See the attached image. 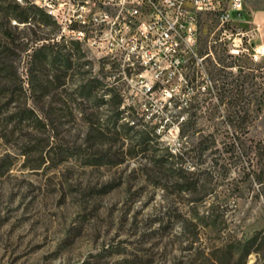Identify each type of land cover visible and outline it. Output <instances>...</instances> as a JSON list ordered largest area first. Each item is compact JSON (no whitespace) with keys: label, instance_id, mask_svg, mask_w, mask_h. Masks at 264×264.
Segmentation results:
<instances>
[{"label":"rangeland","instance_id":"rangeland-1","mask_svg":"<svg viewBox=\"0 0 264 264\" xmlns=\"http://www.w3.org/2000/svg\"><path fill=\"white\" fill-rule=\"evenodd\" d=\"M14 3L0 0V264H218L200 260V248L264 229V52L255 56L264 51V0H244L232 22L245 33L237 56L219 40L218 21L204 17L199 52L211 54L203 72L190 71L193 91L124 93L121 121L143 119L161 147L195 146L185 159L196 172L194 195L158 186L173 183L156 164L164 149L130 151L109 106L97 107L131 78L115 69L118 61L65 41L54 19H10ZM64 41V49L42 48ZM189 119L191 139L178 126ZM210 135L215 143L201 155L199 141ZM196 232L201 241L192 246ZM256 260L253 253L248 264Z\"/></svg>","mask_w":264,"mask_h":264},{"label":"built area","instance_id":"built-area-1","mask_svg":"<svg viewBox=\"0 0 264 264\" xmlns=\"http://www.w3.org/2000/svg\"><path fill=\"white\" fill-rule=\"evenodd\" d=\"M26 1L55 9L61 36L79 42L91 58L118 61L115 69L131 76L121 89L123 105L130 104L124 94L127 89L170 96L194 90L190 71L201 68L203 72L204 60L211 54L199 52L205 16L218 21L219 40L229 42L230 54L237 56L245 49V33L231 29L232 22L242 18L244 0ZM261 24L264 22L258 26ZM263 52L259 48L255 56ZM188 102L186 99L185 104ZM147 117L151 119L152 113Z\"/></svg>","mask_w":264,"mask_h":264},{"label":"trees","instance_id":"trees-1","mask_svg":"<svg viewBox=\"0 0 264 264\" xmlns=\"http://www.w3.org/2000/svg\"><path fill=\"white\" fill-rule=\"evenodd\" d=\"M13 1L16 3L12 5L11 11L9 13L10 19H15L20 23L43 24V25L51 24L52 22L51 19L53 18L52 16L45 14L43 12L44 9L38 7L37 5L31 4L26 0L23 3L17 2V0H13ZM46 17L50 18L48 22L47 20H44V18ZM54 23L56 24L55 20ZM62 38L64 37L62 36ZM64 40L66 41L65 38ZM65 41L61 43L57 42L54 43L53 45L44 44L42 48H48L52 51L56 45H59V47H61L60 49H64L67 46L65 45ZM78 44L81 45L80 43ZM62 56H63L62 62L67 63L69 61L68 54L64 53L62 54ZM94 81L95 79L92 80V82ZM93 87L95 86L92 85V87H90L88 90L92 89ZM83 88H87V87L83 86ZM20 89H23L22 82H20ZM106 91H109V94H111L110 99L107 101H102V103H98L97 107H101L102 105L109 106L107 110L113 112L112 117H110L112 128L122 138H125L126 140L130 138L131 140L130 151L133 149L137 151L152 150L156 152L157 150L164 149L165 151L164 155L156 160V164L159 167H164V168L166 167V170L169 172L168 177L170 179H173L172 181L173 183L168 185L167 183L159 184L158 186L162 187L165 191L166 190L168 191L169 188H171V190L169 191L172 194H176V195L196 194L198 192V180L195 177L196 172L189 169L185 165L186 156H190L188 154L195 151V146L193 148H189V151L186 152H182L180 148L174 150L169 146L161 147L160 143H158L160 134L157 133L155 127H152V129H148L147 127L148 123L143 122L142 121L143 119H140L138 121L135 120L121 121V115L124 112V110L122 109L124 99L121 93L117 94L115 92V89L113 87H111ZM113 92L114 94L112 95ZM31 111L33 112V110ZM23 116L29 117L30 115L29 113H26ZM178 126L181 134H188L190 139L193 137L194 134L193 128L195 126V123L192 120L189 119L185 122H180ZM243 129L245 133H248L249 125H244ZM190 130H192L191 134H190ZM211 138L212 136L210 135L204 137L199 141V144L201 146L199 147L201 155L207 150H209L211 146L214 145L215 139L212 138L211 141ZM209 141L211 143H208ZM187 142L193 145L192 141L190 142L189 140ZM252 147L253 146H250V148ZM103 159H104L103 157H99V159H95V161L102 164L104 162ZM207 189H208L207 184H204L203 190H207ZM188 200L192 202H198V199H196L195 197H192V199L190 197L188 198ZM191 238H192V242H191L192 246L195 244V242L201 241L200 234H198L197 232L194 233ZM253 253L257 256V260L255 261L254 264H264V229L256 231L254 235L249 238H239L237 236L232 235L227 239H223L221 243L218 244L215 243L212 249L209 248V251H208V247L204 245L203 247L200 248V251L198 253V258L204 261V263L212 262L218 264H248L249 256Z\"/></svg>","mask_w":264,"mask_h":264},{"label":"bare ground","instance_id":"bare-ground-1","mask_svg":"<svg viewBox=\"0 0 264 264\" xmlns=\"http://www.w3.org/2000/svg\"><path fill=\"white\" fill-rule=\"evenodd\" d=\"M38 7L44 9L46 12H48L52 17L53 19L58 23L59 21V14H55V9H49L45 6H42V5H37ZM125 105H123L124 107Z\"/></svg>","mask_w":264,"mask_h":264}]
</instances>
